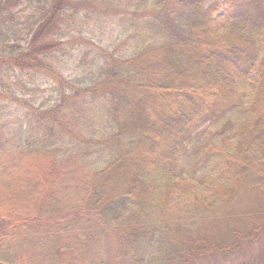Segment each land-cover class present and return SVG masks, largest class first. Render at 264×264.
I'll list each match as a JSON object with an SVG mask.
<instances>
[{"label": "trees", "instance_id": "1", "mask_svg": "<svg viewBox=\"0 0 264 264\" xmlns=\"http://www.w3.org/2000/svg\"><path fill=\"white\" fill-rule=\"evenodd\" d=\"M263 229L264 0H0V264H191Z\"/></svg>", "mask_w": 264, "mask_h": 264}, {"label": "rangeland", "instance_id": "2", "mask_svg": "<svg viewBox=\"0 0 264 264\" xmlns=\"http://www.w3.org/2000/svg\"><path fill=\"white\" fill-rule=\"evenodd\" d=\"M77 21L78 19L76 18L75 24H77ZM83 22L85 23L84 28L86 31V33H83V37L88 38L92 35L95 39H98L97 37L99 36L98 34L101 33V27L104 26L101 24H104V21L102 19L91 18L89 20H84ZM55 63L58 65L57 69L64 74L69 75L71 73V60L69 61L68 58L65 59L64 63ZM253 74L255 75L256 72L253 71ZM23 77L24 79H27V76ZM38 78H40V76H38ZM5 112L7 111L5 110ZM176 178L177 180H183L186 176L183 172H178ZM173 200L175 202L178 200L177 194L173 196ZM173 207L175 208V206ZM191 264H264V229L262 230L261 237L256 242H246L235 252L208 254L196 258Z\"/></svg>", "mask_w": 264, "mask_h": 264}]
</instances>
